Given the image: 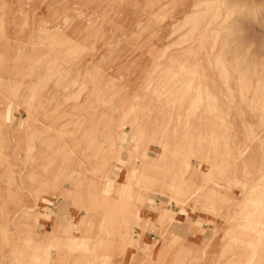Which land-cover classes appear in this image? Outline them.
<instances>
[{
  "label": "rangeland",
  "instance_id": "obj_1",
  "mask_svg": "<svg viewBox=\"0 0 264 264\" xmlns=\"http://www.w3.org/2000/svg\"><path fill=\"white\" fill-rule=\"evenodd\" d=\"M0 264H264V0H0Z\"/></svg>",
  "mask_w": 264,
  "mask_h": 264
},
{
  "label": "bare ground",
  "instance_id": "obj_2",
  "mask_svg": "<svg viewBox=\"0 0 264 264\" xmlns=\"http://www.w3.org/2000/svg\"><path fill=\"white\" fill-rule=\"evenodd\" d=\"M47 78V74H39L37 72H35L34 74V72H32L31 70L25 77V79L27 80V84L23 87L22 92L19 96L20 105L24 106V110L26 111L27 116L31 110L35 109L36 107L39 108L42 103L49 101L54 102L55 106L53 108H44V110L40 114L39 121H43L45 119L51 120L52 117H56V111H58L59 109L58 96L48 90V85H46ZM76 97L72 93L68 97V100L70 102L77 103L78 110H81L84 108L83 104H85V102L83 103L81 102V100L75 99ZM7 114L5 115V119H7ZM81 124L82 122L80 114L77 113V115H72L70 116V118H64L63 120H61V123L58 127H56V129H51L49 131L47 130L44 134H42L41 131V137H39L40 134L35 137V132H33L30 139L24 143L27 144V147L30 150L29 153H31V155L28 157L26 162H23L21 164V174L17 175L14 178L12 175L5 172L2 173V176H4V178L8 181L26 183L38 179V175L35 172V158L42 159L49 164L55 162L58 159H62V161H65L66 163L69 162L70 154L72 152L76 153L81 152V149L82 151L84 150L87 144V137H78L77 139H74L69 144H67L66 141H63V139L59 137V133H61L62 131H66L67 128L80 129ZM91 125L92 124L90 122L87 123V126L91 127ZM24 144H20V146ZM11 160L9 162H12ZM34 192L35 191H30L32 195L34 194ZM22 214L23 213L20 212L18 215H16L14 223L12 224L17 226V220L20 218V215L22 216Z\"/></svg>",
  "mask_w": 264,
  "mask_h": 264
}]
</instances>
